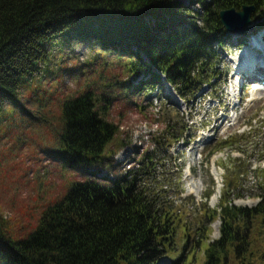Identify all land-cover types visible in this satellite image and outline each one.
<instances>
[{"label":"trees","instance_id":"trees-1","mask_svg":"<svg viewBox=\"0 0 264 264\" xmlns=\"http://www.w3.org/2000/svg\"><path fill=\"white\" fill-rule=\"evenodd\" d=\"M190 2L199 4L198 17L181 0H0V111L18 103L19 91L31 87L54 46L76 40L92 41L102 54L124 58L129 72L150 76L141 84L145 91L164 76L183 99L195 98L210 81L204 77L208 65L227 37L219 12L253 5L252 17L261 12L263 18L264 0ZM109 115L103 95L96 97L92 89L61 101L56 157L78 171L113 165L112 146L120 127ZM228 146L232 144L211 155ZM155 160L149 152L137 169L112 179L93 174L73 182L41 210L25 234L12 233L1 219L0 264H158L172 255L180 220L164 205L156 179L146 176ZM210 196L206 194L207 200ZM239 197L227 190L215 209L203 208L208 221L221 220L214 240L208 224L196 229L194 246L203 249L204 264H264V249L253 248L257 241L264 247V194L254 207L235 204ZM184 231L183 252L174 264L187 253L190 233Z\"/></svg>","mask_w":264,"mask_h":264},{"label":"rangeland","instance_id":"rangeland-1","mask_svg":"<svg viewBox=\"0 0 264 264\" xmlns=\"http://www.w3.org/2000/svg\"><path fill=\"white\" fill-rule=\"evenodd\" d=\"M181 1L198 17L197 2ZM257 14L251 17V32H227L204 76L210 81L189 101L164 76L153 90L145 91L141 84L150 76L129 72L123 57L102 54L92 41L54 46L42 72L31 79V87L19 91L18 103L12 101L0 111V220L8 230L27 233L41 210L62 197L73 182L93 174L112 179L137 169L143 156L152 152L157 165L146 176L156 179L164 205L180 220L175 252L158 264H174L180 258L186 228L190 237L180 264H204L203 249L194 246L196 229L208 224L214 240L220 236L221 220L211 223L203 208L215 209L227 190L232 196L241 194L234 203L247 207L256 206L264 194V92L256 91L264 90V85L239 77L235 64L244 43L252 35L264 34V16ZM87 89L96 97L103 95L120 133L112 146L113 165L78 171L56 157L54 140L63 127L61 101ZM225 144L232 147L211 155ZM217 180L222 189L215 204ZM253 248L262 251L263 243L257 241Z\"/></svg>","mask_w":264,"mask_h":264},{"label":"bare ground","instance_id":"bare-ground-1","mask_svg":"<svg viewBox=\"0 0 264 264\" xmlns=\"http://www.w3.org/2000/svg\"><path fill=\"white\" fill-rule=\"evenodd\" d=\"M245 49L240 52V55L235 60L237 65V72L239 77L250 78L264 85V34L260 33L259 36L250 37L248 42H245ZM258 92H264L262 88L256 89ZM217 189L213 193L212 202L218 203L222 189L221 180H217ZM221 196V195H220ZM216 232L218 231L219 225L216 226Z\"/></svg>","mask_w":264,"mask_h":264},{"label":"water","instance_id":"water-1","mask_svg":"<svg viewBox=\"0 0 264 264\" xmlns=\"http://www.w3.org/2000/svg\"><path fill=\"white\" fill-rule=\"evenodd\" d=\"M254 9L253 5H244L240 10L236 8L223 9L219 12L220 22L229 33H246L254 28L250 26Z\"/></svg>","mask_w":264,"mask_h":264}]
</instances>
